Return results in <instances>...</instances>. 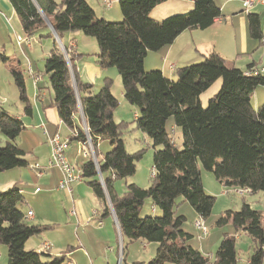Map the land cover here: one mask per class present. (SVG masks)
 <instances>
[{
	"label": "trees",
	"instance_id": "16d2710c",
	"mask_svg": "<svg viewBox=\"0 0 264 264\" xmlns=\"http://www.w3.org/2000/svg\"><path fill=\"white\" fill-rule=\"evenodd\" d=\"M165 1L118 0L122 22H109L97 17L86 0H9L27 38L52 37L45 19L61 42L68 32L94 38L98 65L117 69L123 98L137 109L132 123L153 149L151 181L148 188L127 184L119 196L114 191L115 181L132 177L142 154L126 150L123 133L129 124L113 120L118 100L110 92L111 80L105 79L95 94L90 84L77 79L74 58L69 57L68 67L63 48L54 42L44 60V73L60 120L82 144L86 141V127L94 151L99 141L109 145L102 159L94 154L97 165L91 157L81 165L80 177L88 182L105 215L113 213L124 242L140 240L156 246L150 261L131 264H237L235 237L242 232L252 243L247 264H263L264 217L247 203L238 211H225L217 220L220 227L231 224L235 234L223 235L213 262L187 243L189 235L181 228L185 219L176 216L174 210L176 201L181 199L202 220L210 216L215 198L203 190L199 164L225 189L264 193V102L256 109L251 104L254 90L264 88V74L253 72L252 65L246 71L228 66L214 52L197 63L178 68L175 80L160 70L146 71L147 52L170 45L185 30H205L222 16L214 0H185L192 3L188 12L162 20L151 18L150 12ZM247 23L250 37L261 40L259 15L249 13ZM0 62H9L3 52ZM9 71L24 115L30 116L24 76L15 66L9 65ZM217 80H221L218 92L203 107L200 95ZM78 109L83 128L75 120ZM170 118L181 130V148L166 131ZM23 128L20 119L0 106V135L4 138L0 173L28 166L25 153L16 144ZM146 200L151 201L153 212L142 211ZM23 203L17 186L0 191V245L7 249L6 264H63V256L51 257L24 249L25 242L45 228L26 220ZM158 210L161 215L154 217Z\"/></svg>",
	"mask_w": 264,
	"mask_h": 264
},
{
	"label": "crops",
	"instance_id": "0c3cea01",
	"mask_svg": "<svg viewBox=\"0 0 264 264\" xmlns=\"http://www.w3.org/2000/svg\"><path fill=\"white\" fill-rule=\"evenodd\" d=\"M86 1L97 17L110 19V17L119 15V12L115 11L116 9L105 8L101 0H96L93 3L91 0ZM243 1L245 0H214L220 8L222 16L212 26L205 30H185L170 45L156 52H147L144 59V68L146 70H160L165 77L172 79L175 77V72L178 68L197 63L204 56L214 52L221 56L228 66L246 71L248 66L252 65V71L258 72L264 66V47H261V51H259L260 45L264 40V23L260 22L262 39L254 40L249 35L247 16L249 13L259 15V12L256 11H260L259 9L261 8L264 9V0H254L250 10H245ZM165 2H167V5ZM165 2L156 6L150 12L151 18L160 20L172 14L185 13L192 8L190 1L166 0ZM110 12H114L112 14L114 16ZM16 17L9 0H0V41L4 39L1 42L3 43V49L6 47L5 43L10 42L11 39L8 36L5 38L1 30L8 28L10 22L15 24ZM12 31L14 32V42L21 50V53L25 56L26 51L28 54L35 55L32 43L36 37L30 38V45L24 42L18 45L17 37L24 40L26 36L21 27ZM81 34V32H68L62 36L61 40L74 56V60L77 61L75 71L79 82L90 84L92 88L100 85L98 86L100 88L104 80L108 79L105 74L107 68L102 69L98 65V47L96 48V45H94L93 50H90L91 52H89L88 47L79 46L80 42H85V37H82L83 35ZM47 41L51 42V47L50 49L44 47L41 51L42 56H40L41 58L43 57V72L44 60L55 42L54 35L51 38H44V42ZM86 42L89 43L91 41ZM24 75L26 96L31 106V115H24L23 106L20 102L15 114L3 108L4 102L1 101L0 106L9 115L20 119L23 124L24 128L17 137L16 144L25 153L28 166L0 173V191L13 185L17 186L24 198V203L21 207L22 211L26 217L28 212L32 214V219H29V221H33L39 226L44 223H52L51 231L57 234V237L47 236L46 240L41 233L35 246L34 244L27 245L30 238L25 242L24 249L44 253L51 257L63 256V264H118L120 259L122 261V258L123 264H131L133 262L147 263L153 258L155 251L153 254H149L146 249L150 245L140 240L128 243L118 239V233L120 232L113 213L105 215L102 204L92 192L87 181L81 180L71 185L70 193L58 188L60 172L57 169L47 167L50 158L48 138L58 134L61 136L62 141H67L65 157L68 163L79 172V175L81 165L89 157L83 152V144L73 138V131L60 120L53 104V93L48 83V77L46 75L44 77L39 70L34 71L30 61L27 63V70H25ZM110 92L118 100V104H123L124 98L121 86L117 92L110 88ZM263 95L264 90L259 88L254 90L251 96V104L254 109L257 107V104L254 105L258 101L257 96L259 99ZM133 110L135 111L134 120L137 109L134 107ZM81 117V110L78 109L75 113V120L83 128V117ZM113 120L119 124H129L124 130L123 139L130 130H137L134 123L127 122L121 115L117 114L116 110L113 112ZM170 129L174 135L175 128L171 126ZM137 131L139 132V130ZM0 141L4 140L0 139ZM124 142L126 148V140ZM107 144L105 141H99L96 144V155H100L99 159H102L103 153L108 151L109 145ZM116 185L117 182L114 183V191L117 195H121L124 190L122 189L120 193L117 192ZM246 193L248 192L246 191ZM32 198L39 202L37 204L39 206H45L59 199L58 205L61 210L56 213L55 219L48 220L47 214H38L33 211L36 206L31 202ZM151 211L153 212L154 210ZM99 221L101 225L97 226ZM119 240L121 241V245L119 242L120 248H118ZM137 243L140 244L145 258L136 259L131 256L132 250L130 247ZM119 250L122 253L120 259ZM198 250L204 253L202 246ZM6 262L5 251L0 247V264H6Z\"/></svg>",
	"mask_w": 264,
	"mask_h": 264
},
{
	"label": "rangeland",
	"instance_id": "374dc122",
	"mask_svg": "<svg viewBox=\"0 0 264 264\" xmlns=\"http://www.w3.org/2000/svg\"><path fill=\"white\" fill-rule=\"evenodd\" d=\"M6 1H8V0H6ZM55 1L57 3L60 2V0H55ZM94 1H96V0H91L92 3ZM108 2H111L110 3L111 9H116L115 11H118L119 15H117L115 17H110V19H108V18H104V19H107V21H109V22H122V17H121V13H120L118 0H109ZM166 3L167 2H165V4ZM163 7H165V6H163ZM104 10L108 11L106 9H104ZM259 10L260 11H256V12H259L260 22L264 23V9L261 8ZM114 12L113 13L110 12V14L112 15V14H114ZM179 14H183V13H179ZM112 16H114V15H112ZM166 17H164V18H166ZM164 18H162V19H164ZM162 19H160V20H162ZM17 21L18 20L16 17V22H15L16 25L13 22L12 23L10 22L8 25L9 27L4 29L5 31L1 30V33L4 34L5 38H7V36H8L11 39V41L8 39V41H10V42L5 43L6 47H4V49L2 48L3 43H1L4 41V39L2 41H0V46H1L0 52H3L4 55L6 57H8V60H9V62L6 65L2 64L0 62V102L1 101L4 102V104L2 105L3 108L12 114H15L17 112V108L19 107L18 106L19 105V96H18V90H17L16 86L14 85L13 79L11 78V74L9 71V65L15 66L19 71H21L22 75L25 76L24 72H25V70H27V63L30 61V63L33 65L34 71L39 70L40 72H42L43 76L45 77V73L43 72V59H42L43 57L42 58L40 57V56H42L41 51H42V49H44V47L45 48L48 47V49H50V47H51L50 41L44 42V38L40 39V38L36 37L32 43V47L35 51V55L28 54L24 50L26 53V55L24 56L21 53V50L19 49V47H17L15 42H14V32L12 30H14V29L17 30V29H20V27H21L20 23ZM81 35H83V34H81ZM82 37H85V42L84 43L80 42L79 43L80 47H82V46L88 47L89 52H91L90 50H93L94 45H96V48H97V44H96V41L94 38L88 37L85 35H83ZM54 38H55V42H56L57 46L60 49H62L64 47L63 42H61L58 37H54ZM27 39H29L30 44H31L30 38H27V37L24 40H22V42L25 43V41ZM86 41H91V42L87 43ZM40 42H42L43 44L42 43L40 44ZM261 47L262 48L264 47V40H263V43L260 45L259 51H261ZM65 51H66V54L68 55V58L65 60H68V61H66V63L68 65V67H70L69 57H74V56L68 51V49H65ZM91 58H93V57L91 56ZM76 63H77V61L74 60V66L75 67H77ZM192 64H194V63H192ZM150 70H156V69H150ZM105 71H106V73H105L106 76L108 77V79L111 80V89L114 90L115 92H117L118 88H120V86H121V81H120V77L118 75L117 69L115 67H108ZM146 71H149V70H146ZM26 78H27V76H26ZM172 80H175V77L172 78ZM45 82L47 83L46 80H45ZM73 84H74V82H73ZM220 85H221V80H217L208 90H206L204 93H202L200 95L199 100H200V103L203 107H206L208 100L210 98H212L218 92ZM98 86H100V85H97V87L92 88L93 92L95 94L100 89ZM25 87H26V85H25ZM73 87L75 88V85H73ZM259 89L264 90L263 87H259ZM257 100H258L257 103L254 104V105L257 104L256 108H258L264 102V95H263V97H261L259 99L257 96ZM253 102H254V100H253ZM133 108H134L133 106H131L129 103H127L124 100L123 104H118V106L116 108V112H117V114L121 115L125 120H127V122H132L133 117H134L133 115L135 114V111L133 110ZM82 121H83V118H82ZM171 126H173L175 128V134L174 135L170 129ZM166 131H167L168 135H170V137L172 138L176 147L181 148V145H182L181 130L174 125L173 118H170L167 121ZM0 139L4 140V138L1 135H0ZM124 140H126V143H127L126 148L129 152H131L130 154H133L136 152H141L142 156L136 162V172L132 177H130L126 180L115 181V182H117V185L115 186L117 192L120 193L122 191V189L124 190L121 195H123V193L125 192L126 185L130 184V183H133V184H135L141 188H148L150 185L151 175H152L153 149H152V146H151L149 140L146 138V136L145 135L143 136L142 132H140V131L138 132L137 130H134V131L130 130L128 133L125 134ZM3 145H4V141H0V146H3ZM106 152H108V151H105L103 154H105ZM94 154L96 155V151H94ZM97 157L99 159L100 155H98ZM198 169L200 170V178H201V184H202L203 190L205 191L206 194L215 198L210 216L208 218L202 220L200 217H198L196 215L194 209L189 205V203H187L186 201L181 202V199H178L176 201V203L178 205L174 211H175L176 216H183L185 219L181 228H182L183 232H185L187 235H189V239L187 240V243L190 244V246L194 249H199L200 246H202L204 253H202V252L201 253L204 256L208 257L210 262H213L215 252L217 250L218 245L221 242V239L223 238V235L227 234L229 236H233L235 234L231 224L228 223V224L220 227V226H217V224H216L217 220L227 210L238 211L243 203H247L253 210L259 212L261 214V216L264 217V193L258 192V193L250 194L249 192L248 193L244 192L241 194L237 191L235 192V190H232V189H225L215 180L214 175L211 172L204 171L200 164L198 165ZM121 195H119V196H121ZM31 202H33V204L36 206L35 209H33V211L35 213L37 212L38 214L39 213L47 214L48 220L55 219L56 213L59 210H61L60 206L58 205L59 199L55 200L54 202H51L50 204H47L45 206L37 205L39 202L33 198L31 199ZM151 209H152L151 201L146 200L144 202L143 207H142V211L143 212L150 211ZM160 215H161V211L158 210V213L156 215H154V217L160 216ZM198 220L204 221L205 227L208 230V235L205 236V238H203V239L199 238V232H198L197 227L195 226V222ZM28 222L30 224L37 225V223L35 224V223H33V221H28ZM40 226L45 228L44 230H42L40 232V234L42 233V235H44V239L47 240V238H46L47 236L48 237H51V236L57 237L56 232L51 231L52 230L51 227L53 226L52 223H44L43 225H40ZM48 227H50V228H48ZM40 234L31 237V239L27 245L29 246L30 244H34V246H35V244L39 240ZM235 238H236V251L238 254L237 264H247L248 257L250 256V254L252 252L251 240L243 232L238 233L237 237H235ZM118 239H121L120 233H118ZM119 242H120V240L118 241V248H120ZM148 245H150V246H149V248L146 249V251L149 252V254H153L156 246L154 244H148ZM0 247L2 249H4L5 256L7 257L6 246L0 245ZM130 248L132 250L131 256L135 257L136 259L137 258H145V255L142 253L140 244H138V243L133 244V245H131ZM29 250H33V249H29ZM119 255H120V257L122 255L120 250H119ZM120 257H119V259H120ZM118 264H123V258H122V261L120 260ZM263 264H264V258H263Z\"/></svg>",
	"mask_w": 264,
	"mask_h": 264
},
{
	"label": "built area",
	"instance_id": "2783aa9c",
	"mask_svg": "<svg viewBox=\"0 0 264 264\" xmlns=\"http://www.w3.org/2000/svg\"><path fill=\"white\" fill-rule=\"evenodd\" d=\"M101 1L103 5L107 7V9L111 7L110 3L107 0H101ZM253 4H254V0L243 1V6L245 10H249L253 6ZM16 40H17L18 45L22 43V40L20 39V37H17ZM26 44L30 45V43H26ZM62 53L65 56L64 58L67 59L68 55L66 54L64 47H63ZM258 72L263 73L264 66H262L261 69L258 70ZM85 129L86 127H84L83 130L85 131ZM48 146L50 149V158H49L47 167L51 169H57L60 172V180L58 182V188L66 191L67 193H70L71 185L81 181L79 177V172H77L76 169H70L68 167V160L65 157V152H63L62 150V138L60 135L54 134L53 136L49 137ZM30 213L31 212L27 213V221H29ZM100 225H101V222L99 221L97 223V226H100ZM205 231H208L206 227L198 226V232H199L200 239L205 238Z\"/></svg>",
	"mask_w": 264,
	"mask_h": 264
},
{
	"label": "bare ground",
	"instance_id": "6f19581e",
	"mask_svg": "<svg viewBox=\"0 0 264 264\" xmlns=\"http://www.w3.org/2000/svg\"><path fill=\"white\" fill-rule=\"evenodd\" d=\"M25 43H30L29 39H27V40L25 41ZM85 133H86V141H85V143L83 144V152H84V154L87 155L88 157H91L92 160L94 161V164L97 165V164H96V160H95V156H94L93 144H92V142H91V140H90V138H89V136H88V134H87V130H86V129H85ZM66 148H67V141H62V150H63V152H65V149H66ZM68 167H69L70 169H74V166H72L70 163H68ZM79 177H80V175H79ZM80 179H81V177H80ZM81 180H82V179H81ZM100 183H101L102 186L104 185L101 179H100ZM238 192L242 194V193H244V192H246V191H240V190H238ZM26 218H27V217H26ZM29 219H32V214H31V213H30V215H29ZM195 226L197 227V229H198V226L205 227L204 221H200V220L196 221V222H195ZM207 234H208V231H205V236H207ZM120 245H121V241H120ZM120 258H121V257H120ZM120 260H121V259H120Z\"/></svg>",
	"mask_w": 264,
	"mask_h": 264
},
{
	"label": "water",
	"instance_id": "95a60500",
	"mask_svg": "<svg viewBox=\"0 0 264 264\" xmlns=\"http://www.w3.org/2000/svg\"><path fill=\"white\" fill-rule=\"evenodd\" d=\"M45 21H46L47 25L50 27L51 32L54 35V37H57L56 34L54 33L53 29L51 28L50 23L46 19H45Z\"/></svg>",
	"mask_w": 264,
	"mask_h": 264
}]
</instances>
